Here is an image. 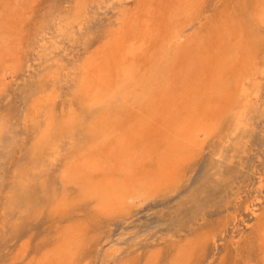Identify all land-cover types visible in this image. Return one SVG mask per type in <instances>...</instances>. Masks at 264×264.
I'll use <instances>...</instances> for the list:
<instances>
[{
  "label": "rangeland",
  "instance_id": "374dc122",
  "mask_svg": "<svg viewBox=\"0 0 264 264\" xmlns=\"http://www.w3.org/2000/svg\"><path fill=\"white\" fill-rule=\"evenodd\" d=\"M24 1L0 0L3 13L18 3L24 14L8 35L12 61L0 66V264H38L56 251L58 264H263L264 18L246 23L257 0L203 1L169 55L185 41L207 49L206 81L213 53L238 45L236 65L223 71L229 95L211 99L213 113L200 115L210 131L198 133L168 178L107 208L67 173L99 140V118L124 124L139 110L131 97L119 112L84 99L81 66L141 0ZM155 153L141 172L158 169ZM68 234L77 244L64 248Z\"/></svg>",
  "mask_w": 264,
  "mask_h": 264
},
{
  "label": "bare ground",
  "instance_id": "6f19581e",
  "mask_svg": "<svg viewBox=\"0 0 264 264\" xmlns=\"http://www.w3.org/2000/svg\"><path fill=\"white\" fill-rule=\"evenodd\" d=\"M203 1L141 0L130 13L123 16L112 39L109 38L105 44L96 48L91 58L86 60L87 63L81 66L83 69L80 91L84 99L90 100L94 104H101L102 107L104 106L102 104H106V108L119 112L122 109L119 103L122 104L126 98L131 97L132 103H137L136 106L139 110L135 117H131L132 114L127 117L124 124L117 118L119 115L113 119L105 118L109 114L101 116L102 118H99L93 125L96 130L95 135L99 140H96L97 143L86 155L74 160L76 162L73 163L70 171L66 170L69 179L84 183L87 192L97 197L101 208L119 204V201L126 196L147 187H153L168 178L167 168L178 163L188 151L190 152L191 145L198 133L210 131L209 125L200 115H206L213 111V108L212 110L209 108L211 99L216 96L218 99L222 95L224 97L229 95L225 93L229 84L226 85L223 71L228 67L230 70L231 65H236L234 60H237L235 59L237 51L235 49H238V45L234 49L227 46L225 54L214 55L213 52L217 51L212 52L215 64L209 68L210 75L207 76L206 81L204 67L208 62L206 60L207 49L206 52H204L205 50L200 52V49H196L197 47L193 48L191 42L185 41L176 47L172 55H169L170 49L182 38L186 28L197 20L202 10ZM230 1L232 2V0ZM28 2L29 0H26L22 7ZM257 2L253 4V10L248 16L249 21L246 22L248 27L253 24L255 19L261 21L264 18V0H257ZM17 4H10L4 13L2 10L0 11V66L5 62L12 61L8 35L19 28L22 15H24L21 11L23 8ZM80 10H84V8ZM179 19L184 21L177 25ZM200 26L199 28H202ZM218 35L220 36V34ZM202 45L201 43L200 48L203 47ZM222 46H226L225 42H222ZM209 60L211 59L209 58ZM203 80L207 83L202 84ZM177 85H181V89L178 90L180 92L176 91ZM230 90L235 92L234 88ZM243 99L240 101L242 102ZM214 100L216 99L214 98ZM80 101L83 102V100ZM110 113L112 114V112ZM227 115L229 116V114ZM124 116L126 117V115ZM47 133L49 134V132ZM155 152L162 155L158 159V169L154 174L141 172L137 165L150 160ZM112 158H114V162H112ZM114 173H120L122 177L114 179ZM96 174H99L97 180ZM89 198L91 197L89 196ZM262 223L264 224V220ZM262 228L264 229V225ZM68 236L71 238L72 235L68 234ZM73 238H71V242H64L65 246L63 247L77 244L72 242ZM262 239L261 243L264 246V238ZM56 243L59 244V242ZM73 249L75 248L73 247ZM62 254V251H56L52 255H44L38 264H58L62 261ZM261 255L263 256L262 253ZM262 259L264 262V256Z\"/></svg>",
  "mask_w": 264,
  "mask_h": 264
}]
</instances>
